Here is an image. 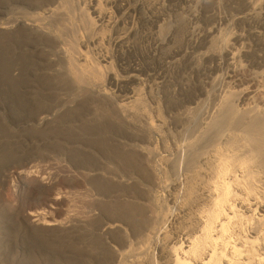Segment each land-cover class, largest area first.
<instances>
[{
  "label": "bare ground",
  "instance_id": "6f19581e",
  "mask_svg": "<svg viewBox=\"0 0 264 264\" xmlns=\"http://www.w3.org/2000/svg\"><path fill=\"white\" fill-rule=\"evenodd\" d=\"M0 2L27 18L0 40L8 82L46 90L31 119L86 103L129 138L112 153L139 211L102 229L110 264H264V0Z\"/></svg>",
  "mask_w": 264,
  "mask_h": 264
},
{
  "label": "rangeland",
  "instance_id": "374dc122",
  "mask_svg": "<svg viewBox=\"0 0 264 264\" xmlns=\"http://www.w3.org/2000/svg\"><path fill=\"white\" fill-rule=\"evenodd\" d=\"M8 4L3 10L11 13H0L1 20L23 16L21 3ZM6 44L0 40V264H110L118 238L102 234L105 224L139 211V199L122 183V167L113 160V151L129 138L102 109L86 103L75 105L71 114L56 113L46 124L31 119L28 101L41 105L46 90L8 82ZM211 103L204 108L216 101ZM78 157L96 174L90 177ZM109 163L116 165L111 169ZM44 220L56 224H37Z\"/></svg>",
  "mask_w": 264,
  "mask_h": 264
}]
</instances>
